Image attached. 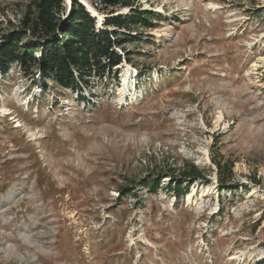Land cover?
I'll return each instance as SVG.
<instances>
[{
	"label": "rangeland",
	"instance_id": "obj_1",
	"mask_svg": "<svg viewBox=\"0 0 264 264\" xmlns=\"http://www.w3.org/2000/svg\"><path fill=\"white\" fill-rule=\"evenodd\" d=\"M77 1L152 16L80 91L0 74V264H264V0Z\"/></svg>",
	"mask_w": 264,
	"mask_h": 264
},
{
	"label": "trees",
	"instance_id": "obj_2",
	"mask_svg": "<svg viewBox=\"0 0 264 264\" xmlns=\"http://www.w3.org/2000/svg\"><path fill=\"white\" fill-rule=\"evenodd\" d=\"M134 0H104L106 6L124 4ZM33 12L26 27L36 39L23 42L27 30L11 31L0 42V74H7L16 64L23 71L38 68L42 77L72 90L81 89L92 74L104 76L122 61L113 47L119 45L121 35L115 28L133 27L152 16L151 12L132 10L126 15H112L98 30L95 20L85 6L72 0L65 18L61 0H33ZM125 34V33H124Z\"/></svg>",
	"mask_w": 264,
	"mask_h": 264
},
{
	"label": "bare ground",
	"instance_id": "obj_3",
	"mask_svg": "<svg viewBox=\"0 0 264 264\" xmlns=\"http://www.w3.org/2000/svg\"><path fill=\"white\" fill-rule=\"evenodd\" d=\"M207 189V192L210 191V187L206 188ZM191 198V195L189 196V199Z\"/></svg>",
	"mask_w": 264,
	"mask_h": 264
}]
</instances>
